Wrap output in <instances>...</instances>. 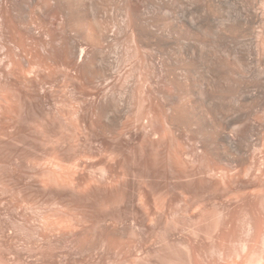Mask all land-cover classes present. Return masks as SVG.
Here are the masks:
<instances>
[{
  "label": "bare ground",
  "instance_id": "obj_1",
  "mask_svg": "<svg viewBox=\"0 0 264 264\" xmlns=\"http://www.w3.org/2000/svg\"><path fill=\"white\" fill-rule=\"evenodd\" d=\"M36 124L64 143L6 148L2 178L12 207H47V264H91L63 252L76 234L80 251L104 240L135 263L145 229L203 214L166 173L228 205L226 226L245 210L264 227V0H0V137ZM94 188L123 198L121 229L70 195Z\"/></svg>",
  "mask_w": 264,
  "mask_h": 264
},
{
  "label": "rangeland",
  "instance_id": "obj_2",
  "mask_svg": "<svg viewBox=\"0 0 264 264\" xmlns=\"http://www.w3.org/2000/svg\"><path fill=\"white\" fill-rule=\"evenodd\" d=\"M48 130L55 131L56 127L50 126ZM64 140L54 137L46 132V127L38 124L30 138L6 142L0 137V264H47L52 254L38 235L39 223L47 207L35 205L14 208L11 205L18 203L20 199L3 186L4 168L1 159L4 150L21 145L42 150L47 145L62 144ZM10 171L15 173V179L24 178L20 165L10 166ZM166 174L169 180L168 193H178L177 188L181 187L199 195L206 211L195 218L185 213L169 214V219L177 220L178 224L145 229L140 260L127 264H166L168 261L174 264H264V227L249 225L250 216L247 211H239L235 217L236 223L228 227L224 221L231 216V209L228 210V205L207 194L197 178L181 180L173 174ZM52 193L66 194L67 191L57 189ZM70 195L72 199L85 204L92 215L109 220L114 228L123 227V198L106 204L99 188H94L91 193L74 192ZM231 207L234 208L235 204H230L229 208ZM260 207L264 210V200ZM79 237L76 234L64 245L63 252L71 255L69 261L89 260L91 264H119L122 255L117 245H110L103 240L93 250L80 251ZM95 254H99L100 258L91 259ZM61 260L62 264H67V261L65 263L62 258Z\"/></svg>",
  "mask_w": 264,
  "mask_h": 264
}]
</instances>
